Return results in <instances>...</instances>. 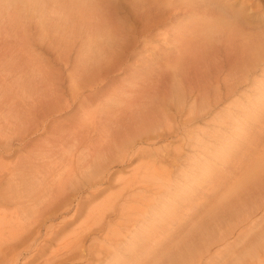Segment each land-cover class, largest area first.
I'll list each match as a JSON object with an SVG mask.
<instances>
[{"label":"rangeland","instance_id":"374dc122","mask_svg":"<svg viewBox=\"0 0 264 264\" xmlns=\"http://www.w3.org/2000/svg\"><path fill=\"white\" fill-rule=\"evenodd\" d=\"M87 1L89 0H86V2ZM93 1L97 7L99 6L97 3L103 0H96L97 3L95 0H90V2L87 3H92L94 6ZM164 1L170 2L171 0ZM173 1L174 0H172V2ZM185 1L175 0L173 3L180 6L182 5L181 2L185 3ZM205 1L206 0H197L195 2L196 6L199 7H197L198 13L200 12L199 14H202V11H204L205 14L208 13L211 17L216 19L217 15L219 16L217 13L218 4L209 5L207 8L203 4ZM222 1L226 3L228 0ZM55 2H58V0ZM59 2H64V0ZM166 6L168 7V5ZM204 7L206 10H204ZM234 7H243L245 16L243 26L248 31V34H251L253 37L264 35V0H235ZM120 9L122 12L125 10L124 8ZM178 10L173 13L167 12V14L161 15L146 29L144 27L145 30L141 31L139 36L136 35L137 39L136 37L132 38V46L127 49L125 53L128 57L119 61L121 63L119 69L108 74L109 76L106 77L104 81L105 86L103 87L101 96L98 97L97 100L95 99V103H92L96 104L97 102L103 101L105 97H107L106 94H110L108 93L109 91H116L117 88L120 90L125 89L127 92L130 91L128 93H131V95H135L136 93L138 95L140 94V97H142L145 93L147 84L143 79L147 77L155 79L156 76L164 74L163 71H165V68L167 69L166 64L175 56L173 53L174 44H168V41H165L166 39L164 40L166 37L165 34H168L167 38L171 40L178 35L176 33L177 35L174 36L177 31L187 29L189 32L190 30L194 32V29L190 28L192 18L187 15L189 9L187 11ZM216 22L224 23L225 21L222 19L219 20L218 18ZM138 32L139 31H137V34ZM183 43H189L191 46L190 49H193L192 38L183 39L182 43L179 45ZM174 51L176 52V50ZM192 59L195 61L197 60V58ZM255 74V76L258 77H255L254 73L250 74V77L253 75L251 78L249 77L246 80L242 78L230 90L229 88L228 90L225 88L226 91L223 87L219 98L217 96H214L215 99L211 97L209 100L211 105L209 104L207 107L198 108L200 106H198L199 103L197 102L196 105L198 107L196 106L197 109L195 110L196 107L194 106L195 108L193 111H191L192 109L190 110V108H193L191 102L193 101L192 98L186 99V101L190 100L187 102L190 106L187 105L186 101L183 105L180 101V105L177 99L166 97L167 103L164 102V98H159L160 101L162 99L159 103H161L160 107L166 111L168 118L167 122L165 121L167 119H165L163 122L159 123L158 121L162 119L160 117H158L160 120L157 121L152 118L154 122L152 119L147 118L140 121L139 118L135 119L134 114L138 113V110L145 113L146 111L150 112V109L148 108V103H144L143 98L142 105L144 103V107L141 105L138 108L134 106L138 105L136 104L137 102L134 103L132 101L136 97H133L131 100L133 104L132 102L131 104H127L131 96L128 95V93L126 94L127 96L123 95V97L125 96L126 98L129 96L128 99L124 97L126 100L121 102L123 99L121 96V103L115 104L113 102L114 105L109 107L108 112L105 111L103 112L104 114L102 112H98L97 115L94 114L97 119L93 116L91 118L93 121L91 122L96 123L94 125H97L99 128L102 127L101 131L103 130V132H101L98 129V133H106L110 130L109 132L112 131L114 134L115 141L110 144V150L109 146L108 149H105L107 152L105 158L110 156V163L108 164V170L110 171L108 175H111L112 180L107 186V189L99 194L92 203H83L80 206L76 203L78 198L80 199L88 195V192L85 190L86 187H84L85 185L77 190H75L73 186H68V189L63 193L62 201L59 203H55L54 199L51 203L48 201L51 199L50 193L53 191L52 188L54 186V184L50 186L55 179L52 177L57 175V169H60L63 163L66 162L64 160L63 163L62 161L56 162L53 160L55 156L51 157L48 151L51 148H56L59 142L57 135L61 133L60 131L63 132L66 127L67 130H69V126H74L73 123L77 121L78 118L76 117L80 114L77 108L71 109L68 107L61 110L62 112L59 111L60 114L59 112L56 114L53 124L49 125L46 130L30 134L28 136L29 138L27 137L26 144L18 146V141L14 140L11 150L1 149L0 173L3 171L8 172L10 169H13L14 163L19 164V160L21 162H26L25 168L30 173L34 174V178H37L35 177V174L37 175L35 172L37 167L34 163H39L40 165L38 167L41 166V163L43 166L42 168L40 167L41 169H39V171L43 174L41 179L43 180L42 187L45 193L44 198H38V195H35L34 197L30 196V201L27 203H14V201H21L22 199L15 198L12 201L1 199V197L5 195L6 183H2L0 187V216L9 219L3 229L5 232L1 231V234H8L9 231L6 229H9L8 227L10 226L11 230L19 234V240L28 236H34L36 238L41 236L36 241L39 242L44 236V239L48 237V242H50L44 255L34 258L28 253L30 255L29 258H19L15 264H44L43 261L46 257H49L48 254L52 252L55 253V251H59L58 253H60V248L63 252V258L51 264H153V262L168 257L171 253L173 256L176 249L182 248L184 243L180 241L187 237L189 230L194 229L199 220H201L200 228L204 227V231L210 234H205L203 238H199L201 240H197L199 231L196 233L198 235L194 234L197 230H191L192 232L190 231L191 233H188V235H190L188 238L191 237V239H193L192 243L190 239L192 246L195 245L193 242H198V246H194L198 250L196 258H201L199 261L197 259L193 264H222V260L224 262L230 259L231 256L233 257L234 254L237 255V253L249 250L248 248L252 243H254V254H252V256L247 255L246 257L251 260L246 261L245 259L243 260L244 263L264 264V103L262 105L259 103V106L254 102L256 101L254 98V87L256 89L254 80L256 82L258 78L262 77V73L257 70ZM165 77L163 78L165 79ZM140 83H143L141 84L142 86ZM128 87L129 89L131 87V90H133L132 88L134 87L135 93H132ZM213 88L214 87H212V89ZM167 89L169 92L170 87ZM135 90L138 92L140 91V93ZM141 91L144 93H141ZM213 92L214 91L210 89V96L213 95ZM134 100L138 101L137 99ZM94 104L91 106H95ZM237 105L239 107H237ZM83 109L84 108H82V110ZM134 109H136V113H134ZM97 116L104 119L100 120L101 118L98 119ZM129 118L131 121L128 120ZM55 121L57 122L58 128L55 127ZM145 121L146 123H144ZM87 122L90 128L88 127L89 131L87 130L84 132L85 134H83L82 141H84V144L87 143L88 135L91 133V135L94 134L93 129L90 130L93 124L90 125L89 121ZM104 123H106V125ZM138 123L144 126L141 127ZM155 123L158 126L155 125ZM107 124L110 128H108ZM168 124L169 126H167ZM103 128L108 130L105 129V131ZM70 129L72 130V128ZM229 129H231V131ZM54 130L55 133L58 131L59 133H56L57 135H50ZM67 130H64L62 134H66ZM258 130L261 131V134ZM130 133L132 134L130 135ZM209 133L210 135H207ZM122 134L124 137H129V135L133 136V141H135V146H132V149L130 148L131 150H128L125 156L117 152L115 145L116 142L120 143L122 141L120 139ZM85 135H87L86 139ZM54 136L57 138H54ZM219 138V141L224 145L218 141ZM221 138H224V142H228V145H226ZM114 142L115 144L113 145ZM205 142L209 145H206ZM53 144L55 145L54 147L52 146ZM84 144L82 142V145ZM69 145H71V143ZM220 145L225 147L222 148ZM203 147L204 150L202 149ZM209 147L211 148L209 149ZM218 147L225 150L224 152H227L223 154V151H219ZM20 148L21 150H19ZM59 151L62 154V151ZM43 152L48 153L50 158L48 154H43ZM39 153H42L43 157L46 155V157L43 159L40 157L36 160V155ZM201 153H203L202 155H205V157H203ZM208 157L210 158L209 161L207 159ZM27 159L32 163H27ZM258 160H261V162ZM194 161L196 163L199 162L195 164ZM200 162L201 164L205 162L207 167L203 164L204 167H206L205 170H203V172L200 169L196 171V176L194 175V184L191 183L194 186L190 184L188 187H185L184 183L180 186V183L182 181L186 182L185 180L188 178L186 173H188V169L190 171V163L199 166ZM44 163L50 166L45 165L44 168ZM52 163L54 165H52ZM59 163L62 164H60V167H58ZM55 164H57V169ZM139 165L140 167L142 165L141 169H139ZM46 167L48 170L52 168L56 170L53 171L52 169L51 172H48ZM62 168L60 170H62ZM137 168L139 170H136L137 173H135V169ZM259 170H262L263 175ZM258 171L259 173H257ZM13 172L16 173L17 170ZM184 172L186 174L185 178H183ZM51 173L54 174L51 175ZM65 173L66 172L63 174ZM119 178L121 179L119 180ZM123 178L126 179L127 182L125 181L124 183ZM167 185L172 188L173 193L170 192L171 190L169 189L171 188H168ZM173 185L177 186L174 187L175 190H173ZM179 186L181 189L183 186V189L180 190L179 188L178 190ZM235 189L237 191H235ZM166 190L170 192L169 195ZM183 190L185 191L182 193ZM177 191H179V193ZM12 193L14 195L17 194L14 192ZM174 193H178L179 197L182 198L180 199L178 196H174ZM180 193L182 194L180 195ZM110 195L116 199L113 200L115 201L114 203H111ZM171 196H174L173 199L175 203H178L177 205L174 204L175 206H173L171 210L176 207L175 209L177 212H175V210L173 211L174 214L171 212L168 213L167 217L162 219L164 221L161 220L162 223L160 221H153L154 223H150V219L147 218L148 222L145 219L144 223L147 222V225L150 226L148 227L149 230L146 240L140 242V239L135 235L136 233H140L141 229L139 222L146 215L149 204L156 203V201H158L157 203H167L169 201L173 203L171 201ZM167 197L170 199L166 200ZM163 198L166 199L163 200ZM161 200H163V202ZM178 205L181 206L179 209L177 208L179 207ZM76 207L79 208L78 212L74 211ZM24 209H28V212ZM213 209H215L213 214L214 218L209 219ZM22 212L24 214H22ZM170 216H173L171 218L173 219L172 221L169 220ZM164 222L165 224L168 222L169 225L163 224ZM191 224L194 227H191ZM59 227H61V229ZM19 228L20 230L18 231ZM195 228L199 229V227ZM210 230L213 233H211ZM49 231L52 233L53 238L47 235L50 233ZM192 235L196 236L192 238ZM206 235L212 238L206 237ZM205 237L210 238V240L208 239L209 241H207ZM205 240L208 243H205L203 246ZM76 241L80 243V245L74 246ZM129 241L130 246L128 247ZM185 244H188V241H186ZM209 244V248L205 247ZM204 247L210 250L207 252ZM178 251H181V249H178ZM31 252L34 253L33 251ZM202 253L205 255L202 256ZM198 254L201 255L198 256ZM11 257L12 255L10 252L0 254V264H13L8 262Z\"/></svg>","mask_w":264,"mask_h":264},{"label":"bare ground","instance_id":"6f19581e","mask_svg":"<svg viewBox=\"0 0 264 264\" xmlns=\"http://www.w3.org/2000/svg\"><path fill=\"white\" fill-rule=\"evenodd\" d=\"M55 1L56 0H0V150H11L14 140L18 141V146L26 144L27 137L30 134L41 130H46L49 125L53 124L56 114L65 108H77V110L80 112L79 116L76 117L78 118L77 121L75 122L74 120V126H69L72 128V130L69 127V130H67V127L65 126L66 128H64V130H67L66 134H62L64 132L63 130V132L60 131L61 133H59V131L56 132L59 133L57 135L55 133L56 129L54 132L50 133V135H57L59 142L57 143L56 148L49 149L48 153L50 152L49 154L51 157L55 156V159H52L56 162L62 161L63 163V160L66 162H64L63 165L61 163L58 164V167H60V164L62 165L61 168L64 167L65 164V167L62 168V170H60L61 168L57 169V164H55L58 172L56 171L57 173H55L57 175L52 177L55 179L54 181L52 180L53 182L50 185L53 186L54 184L52 188L53 191L50 193L51 199L48 200L49 203H51L53 199L55 200V203L62 201L63 193L66 189H68V186H73L75 187L74 189L77 190L85 185L84 187H86L85 190L88 192V195L80 199L78 198L76 202L78 206L82 205L83 203L94 202L95 198L107 189V186L112 179L111 175H108V172L110 171L108 170L110 156L105 158L107 153L105 149H108L109 146L110 150V144L115 141L114 134L112 131L109 132L110 130L106 128L103 129L108 130V132L98 133V129L101 131L102 127L99 128L97 125H94L96 123H92L91 121L93 120H91V118L93 116L96 118L95 115H97L98 112H108L109 107L114 105L113 102L115 104L124 102L129 98V96L128 98L124 96L126 98L124 99L123 95H126L130 91L127 92L125 89L120 90L117 88L116 91H109L108 93L110 94H106L107 97H105L103 101L94 104L95 99L97 100V98L101 96L103 87L105 86L104 81L106 77L109 76L108 74L119 69L121 64L119 61L128 57V55L125 53L126 50L132 46V38H135L136 35L139 36V33L151 25L155 19L159 18L165 13L167 14V12L173 13L178 9H181L182 11H187L189 9L187 15L188 17L192 18V24L190 25V28L194 29V32H191V30L189 32L187 29L177 31L175 32L174 36L177 34L178 35L174 38L171 37L173 38L171 40L170 38H167L168 34H165L166 37L164 40L166 39L165 41H168V44H174L173 47L176 52L173 50V53L175 56L166 64L167 69L165 68V71H163L164 74L156 76L155 79L151 77L143 79L147 84L145 93L141 91V93H144L142 97H140L141 95H138L137 93L135 95L132 94L133 96L131 93H128V95L131 96L128 99L130 101H126L127 104H131L132 101L134 103L137 102L136 104L138 105L134 106L138 108L140 105L143 106L145 105L144 103H148V108L150 109V112L144 111L145 113L137 109V112L140 115L136 113V109H134V113H136L134 114L135 119L139 118L140 121L144 118H154V120L157 121L160 120L158 118L160 117L162 119L161 121H158L159 123L163 122L165 119H167L165 120L167 122L168 118L166 111L160 107L161 103H159L163 98L165 99L166 97L177 99L180 105L181 103L183 105L186 99L192 98L193 101L191 102L193 108L189 107L190 110L192 109L191 111H193V109L197 106V102L199 103L198 106H200H197L198 108H204V106L207 107V105L209 106L210 104L209 100L211 97H213V99H215L214 96L219 98L222 93L221 89H223V87L224 90H228V88L230 90L242 78L246 80L250 77V74L253 73L255 76L256 70L262 73V77L258 78V81L256 82L254 80L256 85V89L254 87V98L256 101L254 102L259 106L260 104L262 105L264 103V35L253 37L251 34L247 33L248 31L243 26V20H245L243 13L244 9L243 7H234L235 0H228L226 3H224L222 0H206L203 2L207 8L209 5L212 6L213 4L217 3V13L219 16L217 15L216 19H222L225 21L224 23L216 22L214 17H211V15L208 13L205 14L204 11H202L203 13L201 12L202 14H199V7L195 4L197 0H182L185 1V3L181 2L182 5L180 6H177L176 3H173L175 0L173 2L172 0L170 2L164 0H103L98 3L97 1L100 0H95L97 5H99L97 7L95 6L94 1L93 3L95 7L92 5V3L88 4L90 0L87 1L88 3L86 0H64L66 3L59 2L63 0H58V2ZM166 5H168V7ZM120 8H124V12L120 11ZM204 10H206V8ZM137 31H139L138 34ZM189 37L193 39V49H190L191 46L189 43H183L182 45H179L182 43L183 39ZM192 58H197V60L195 61ZM163 77H165V79ZM143 83H140V85ZM169 87L170 90L168 92L167 88ZM212 87L214 88L212 89ZM132 89L133 90H131L130 87L129 90H131L132 93H135L134 87ZM210 89L214 91L212 96H210ZM138 93H140V91ZM121 96L124 99H122L123 101L121 100ZM133 97H136L134 99H137L138 101H135L134 99L132 100ZM142 98L144 99L143 105ZM159 98H162L161 101ZM189 101L187 100L186 103ZM164 102H167L166 99ZM89 104L90 106L88 107ZM92 104L95 106H91ZM130 106L134 107L133 105ZM237 107L239 106L237 105ZM82 108L84 109L82 110ZM100 116H97L98 119L101 118ZM130 118L128 120H130ZM103 119L101 118L100 120ZM87 121H89L90 125L93 124L90 130L93 129V133L96 134L91 135V133L88 135V138L87 135H85V139L87 138V143L84 144V141H82L84 136L83 134H85L84 132L87 130L89 131ZM144 123H146V121ZM156 123L155 125L158 124ZM104 124L106 125V123ZM139 124L141 123H138V125ZM167 126H169V124ZM55 127H57V122ZM108 128H110L109 125ZM229 130L231 131V129ZM260 130L258 131L261 134L262 130ZM101 132H103V130ZM210 133L207 135H210ZM131 134L132 133H130V135ZM130 135L129 137L126 135V137H124L122 134L120 138L122 141L120 143L116 142V144L115 142L113 143V145H116L117 152L119 154H123V156L126 155L128 150L132 149V146H135L133 136ZM54 138L57 137L54 136ZM219 140L220 138L218 141ZM222 140L224 142V138ZM68 142H70L71 145H69L70 143ZM82 142L84 145H82ZM224 143L228 145V142ZM52 146L54 147L55 145L53 144ZM220 146L222 147V145ZM211 147H209V149ZM219 147L218 149L220 151L225 146L221 149ZM21 148L19 150H21ZM202 149L204 150V147ZM59 150L62 151V154ZM222 151L223 154L227 152H224L225 150ZM44 153L45 152H43V154ZM43 154H37L35 159L37 160L40 157L43 159L46 157V155L43 157ZM202 154L203 153H201V155ZM203 157H205V155ZM207 159L209 161L210 158L208 157ZM258 161L261 162V160ZM18 162L20 163H14V167H12L13 169H10L8 172L3 171L0 173V187L2 186V183H6V188L4 187L6 190L5 195L2 196L1 199L12 201L15 198H20L22 199L21 201L17 200L16 202L14 201V203H27L30 201V196L34 197L35 195H38V198H44L45 193L43 191L44 188L42 187L43 180L41 179L43 174H41L42 172L39 171V169L43 167L42 163L40 168L38 167L40 165L39 163L37 164L34 163L35 161L33 162L37 167L35 171L37 173V175L35 174V177L37 178H34V174L30 173L25 168L26 162L22 161V163L19 160ZM198 162L196 163L194 161L195 164H198ZM27 163L31 164L32 162H29V159H27ZM53 163L52 165H54ZM191 163L190 171L188 169V173H186L188 178L185 180L186 182L182 181L180 186L182 183H184L185 187H188L191 183L194 184L196 171L200 169L203 172V170H205L207 167L205 162H202V164L200 162L199 166ZM203 164L206 167H204ZM43 165L45 168V165L48 166L49 164L44 163ZM141 167L139 169H141ZM46 169L48 170L47 167ZM52 169L48 170V172H51ZM56 169H53V171ZM139 169H135V173H137L136 170ZM14 170H17V172L14 173ZM262 170L259 171L262 172ZM259 171L257 173H259ZM64 172L66 173L63 174ZM53 174L54 173H51V175ZM186 174L184 172L183 178H185ZM120 179L121 178H119V180ZM125 181L126 179H124L123 182L125 183ZM180 186L178 187V190ZM191 186L194 185L191 184ZM167 187L171 188L168 185ZM174 187L177 186L173 185V190H175ZM182 189L180 188V190ZM169 190L172 192V188ZM184 191L185 190H183L182 193ZM235 191L237 190L235 189ZM12 192L17 194L14 195ZM170 192L168 191V195ZM177 192L179 193V191ZM178 193H174V196L179 197ZM182 193H180V195ZM174 196H171V201L173 203H170V201L165 203L163 200L166 198H163V200H161L163 203H157L158 201H156V203L149 204L147 207L149 210L147 209L145 215L147 217L144 216L139 222L141 229L140 233H136L135 235L140 239V242L145 241L147 238L149 230L148 227L150 226L147 225L148 219H150V223H154L156 221L161 222L162 219L167 217L168 213L171 212L174 214L173 211L176 210V207L171 210V208L175 206L174 204H176L173 199ZM110 197L111 203H114L115 201L113 200L116 199L113 198L112 195H110ZM168 197L166 200L170 199ZM179 198L181 199L182 197ZM180 205H178V209L182 206ZM24 210L28 212V209ZM78 210L79 208L76 207L74 211L78 212ZM175 212H177V210ZM214 212L215 209H213L210 213L209 219L214 218ZM22 214L24 213L22 212ZM172 217L170 216L169 220L172 221ZM145 219L147 221L146 223H144ZM8 221L9 219L7 217L4 218V216H0V234L5 232L3 229ZM163 224H165V222ZM167 224L169 225L168 222ZM191 227L194 226L191 224ZM195 227H199V229ZM195 227L191 230H197L194 234L199 231V235L196 234L198 235L197 240H201L199 238H203L205 234H208L204 231V227L200 228L201 220L196 223ZM8 228L9 229H6L9 231L8 234L0 235L2 236L0 237V254L10 252L12 255L8 262L15 264L19 258H29L30 255L28 253L32 255L31 257H40L44 255L45 251H47L50 244V242H48V237L44 239L43 236L39 242L36 241L41 236H38L37 238L34 236H28L22 240H19V234H16L14 230H11L10 226ZM59 228L61 229V227ZM19 230L20 228L18 231ZM191 230H189V232ZM210 232L213 233L211 230ZM188 233L187 237L180 241L181 243H184L182 248H178L179 250L181 249V251L176 249V253L174 252L173 256L171 253L168 255V257L153 262V264H193L197 259L199 261L201 258H196V253L198 250L196 247H194L198 242H193L195 245L192 246L191 243L193 239H191V237L188 238V236H190ZM47 235L53 238L51 232ZM206 237L210 236L206 235ZM210 238H206L207 241H209ZM130 241L128 247L130 246ZM186 241H188V244L190 243L191 246L190 244L189 246L188 244H185ZM207 241L205 240L203 242V246L205 243H208ZM78 245H80V243L76 241L74 246ZM205 247L209 248L210 244L206 245ZM205 247L204 249L207 250ZM248 249L249 250L237 253V255L233 253L234 256H231L230 259L226 258L227 260L224 262L222 260V264H241L244 263L243 260L245 259L246 261H250L251 259H248L246 256H252V254H254V243H252ZM58 252L55 251V253L52 252L48 254L49 257H46L43 263L51 264L55 261L61 260L63 258V252L61 251V248L60 253ZM199 255L201 254H198V256ZM204 255L205 254L202 253V256Z\"/></svg>","mask_w":264,"mask_h":264}]
</instances>
